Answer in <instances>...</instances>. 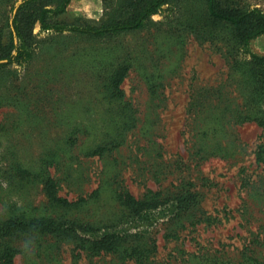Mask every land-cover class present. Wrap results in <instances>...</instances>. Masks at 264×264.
I'll return each mask as SVG.
<instances>
[{
	"label": "rangeland",
	"instance_id": "374dc122",
	"mask_svg": "<svg viewBox=\"0 0 264 264\" xmlns=\"http://www.w3.org/2000/svg\"><path fill=\"white\" fill-rule=\"evenodd\" d=\"M125 1L71 0L64 19L99 22ZM233 1L264 11V0ZM4 7L0 28L13 15ZM150 20L109 39L43 31L36 22L31 59L0 70V223L19 213L114 225L131 235L122 249L147 250L145 257L92 256L71 236L20 233L0 238V251H16L10 264H264V164L255 158L264 131L236 122L262 111L231 70L233 31L207 17L204 0L165 4ZM250 49L264 56V36ZM121 67L120 93H112ZM96 145L107 151L86 156ZM46 177L80 205L53 212ZM119 191L165 200L194 192L197 202L176 218L167 201L141 219L124 218Z\"/></svg>",
	"mask_w": 264,
	"mask_h": 264
},
{
	"label": "trees",
	"instance_id": "16d2710c",
	"mask_svg": "<svg viewBox=\"0 0 264 264\" xmlns=\"http://www.w3.org/2000/svg\"><path fill=\"white\" fill-rule=\"evenodd\" d=\"M15 1L0 0V6H5V9L9 8L11 14ZM70 1L22 0L16 6L15 13L11 17L6 16L0 28V70L11 65H22L31 59L33 47L29 42V37L31 27L36 22L39 23L43 31L57 34L68 32L92 39H109L124 33L145 29L151 24V16L160 11L162 6L177 4L182 0H126L116 7L110 5L105 19L99 22H90L81 18L65 20ZM204 6L205 13L212 22H222L231 27L236 45V54L231 63V70L236 73V76L245 78L251 85L253 91L248 104L258 106L262 111L260 117L249 111L240 113L236 122L238 124L255 122L264 131V56L253 53L250 49L252 41L264 36V11L258 7H238L233 0H204ZM126 71L127 67H121L112 73L110 77L112 93H120L118 88ZM205 127L199 130V137L201 130ZM74 131L76 133L78 129H74ZM117 138L113 139L116 142L115 146L120 144V139ZM68 143H74V140ZM106 151V146L96 145L88 149L85 155L101 157ZM50 153L47 154V156L53 157L50 159V165L54 162L57 163V159H55L57 151ZM255 158L257 162L264 164V144L258 146ZM42 183L45 197L53 212L80 205V202H69L58 194V186L54 178L46 177ZM114 198L118 202L122 216L134 219H141L144 214L147 216L146 214L150 211L153 214L158 206L165 205V201L169 205L170 218H176L187 212L197 202V195L194 192L165 200L160 198L159 194L150 191L142 198H135L127 191H119L114 193ZM151 216L153 215L148 218ZM20 233L71 236L76 240L77 248L92 256L102 253H117L138 258L145 257L147 252V250L137 248L129 251L122 249V244L131 238V235L118 230L114 225L99 228L62 218L56 219L49 215L26 217L19 213H14L8 220L0 223V238ZM15 255L16 251L12 249L0 251V262L10 264Z\"/></svg>",
	"mask_w": 264,
	"mask_h": 264
},
{
	"label": "water",
	"instance_id": "95a60500",
	"mask_svg": "<svg viewBox=\"0 0 264 264\" xmlns=\"http://www.w3.org/2000/svg\"><path fill=\"white\" fill-rule=\"evenodd\" d=\"M15 10H16V8L14 9L13 14L15 13Z\"/></svg>",
	"mask_w": 264,
	"mask_h": 264
}]
</instances>
